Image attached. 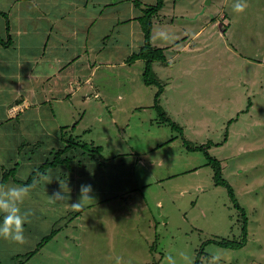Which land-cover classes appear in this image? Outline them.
Instances as JSON below:
<instances>
[{
  "label": "rangeland",
  "instance_id": "obj_1",
  "mask_svg": "<svg viewBox=\"0 0 264 264\" xmlns=\"http://www.w3.org/2000/svg\"><path fill=\"white\" fill-rule=\"evenodd\" d=\"M241 2L247 6L237 13V0H165L154 17L158 22L152 43L165 47L167 54L166 63L153 64L165 84L160 96L165 120L154 106L159 86L143 80L144 60L122 64L125 54L116 52L111 42V51L96 49L95 38L87 42L89 50L81 53L98 63L91 77L100 95L85 99L87 84L81 82L82 89L73 96L75 121H81L72 133L80 143L100 145L101 151L91 150L106 161L102 168L92 163L90 171L84 170L97 174L89 178L93 200L79 210L71 208L58 223L64 227L30 255L50 231L53 211L50 198L24 201L25 243L0 237V264H167L166 256L176 264H194L202 246L210 253L202 257L203 264H264V0ZM106 53L115 59L114 66L106 62ZM6 139L14 142L11 136ZM185 141L204 144L220 160L223 179L248 213L245 245L233 248L209 241L238 238V213L228 188L216 183L203 150H189ZM157 143L162 147L151 152ZM116 150L123 157L136 152L145 163L110 169L107 163L118 156ZM15 152L13 146L5 147L1 161L8 163ZM45 153L26 151L32 169ZM16 160L23 158L18 154ZM59 167L45 169L33 187L38 192L52 188L57 173L63 172ZM177 170L184 173L169 177Z\"/></svg>",
  "mask_w": 264,
  "mask_h": 264
},
{
  "label": "crops",
  "instance_id": "obj_2",
  "mask_svg": "<svg viewBox=\"0 0 264 264\" xmlns=\"http://www.w3.org/2000/svg\"><path fill=\"white\" fill-rule=\"evenodd\" d=\"M155 2L156 0H0V10L7 13L5 15L0 12V37L6 40L10 33L12 39L7 45L0 41V153L8 146H13L16 151V155L13 159L9 158L8 163L0 158V179H3L5 170H15L0 187L27 186L23 181L33 170V162L26 158V151L29 153L38 148L40 152H48L51 147L65 143L61 139L62 134L66 133L68 136V132L76 131L81 120L75 121L73 96L82 89V83L87 84L83 93L85 99L92 98L91 94L99 97L100 88L92 85L91 77L98 63L81 53L89 50L90 44L87 46V42L91 43L95 38L94 41L99 43L96 49L100 51H111V42L116 52L125 54L120 59L121 63L127 62V57L144 40L139 17L144 14V8L148 4ZM153 21L154 24L158 22L156 18ZM111 34L114 36L108 41ZM187 47L190 46L186 45L185 48ZM106 55V62H111L114 66L115 59L109 53ZM10 78L13 81L11 80V89L7 93L5 87L10 84ZM94 89L97 91L91 93ZM33 121H36L35 126L31 124ZM41 121L45 122L43 129L39 130ZM73 121L75 124L71 125ZM63 126L67 128L63 130ZM7 136H11L14 142L10 139L7 141ZM153 147L151 152L160 150L162 145L157 143ZM120 151L115 152L118 156L109 157L107 164L110 169H120L132 161H135V168L138 164L145 163L142 156H136L139 155L136 152H129L128 156L123 157L125 154ZM18 154L23 161L16 160ZM40 158L43 162L44 157ZM98 158L94 160L91 156L84 155L83 167L78 171L60 165L63 174L57 173L52 188L48 192H38L31 185L35 189L29 191L24 201L33 197L38 203L44 197L50 198L49 211H53L49 216L50 224L52 226L57 221L59 223L68 215L71 204L78 201L81 185L90 184L91 176L96 179L97 174L92 175L84 170L90 171L92 163L96 165V169L105 165L106 161L100 156ZM160 158L157 157L158 164L161 163ZM73 164H77V159ZM183 173L184 170H177L169 177ZM60 182L68 184L70 199L53 198L56 192L61 191ZM130 185L135 187V183L130 182Z\"/></svg>",
  "mask_w": 264,
  "mask_h": 264
},
{
  "label": "trees",
  "instance_id": "obj_3",
  "mask_svg": "<svg viewBox=\"0 0 264 264\" xmlns=\"http://www.w3.org/2000/svg\"><path fill=\"white\" fill-rule=\"evenodd\" d=\"M165 0H156L153 4H148L144 8V14L139 17L141 22V27L144 32V40L143 43L139 46V48L135 51H133L128 57L127 62L133 63L134 61L138 59L144 60V71H143V80L146 84H157L159 86L158 91L156 92L155 99H154V106L156 107L157 111L160 114V117L162 120H165V110L163 109L161 103H160V96L164 92L165 84L162 83L160 78L156 75L153 64L154 62H160V63H166L167 61V54L165 52V47H160L152 43V30H153V24H154V17L162 10L164 7ZM1 13H5L4 11L0 10ZM9 28V27H8ZM0 41L7 45L10 44L12 41L10 33L8 34V38L4 40L3 37H0ZM173 128L177 127V129L181 132H183V129L177 126L175 122L168 121ZM67 128V126H63L64 128ZM68 132V131H67ZM64 133V132H63ZM65 143L59 145V146H53L49 149L48 153H46V157H44L43 162L38 165L36 168H34L29 177L23 181V183L27 186L34 185V181L36 178H41L42 173H46L45 169L50 167H56V166H66L70 170H80L83 162L84 155L91 156L94 160L97 159L96 155H94V152L101 151V146L97 145L94 146V143H80L81 139H79V136L75 138L73 136L72 131L68 132V136L65 134H62L61 138ZM185 145L189 150H203L205 156L207 157V163L214 167V179L216 183L225 185L230 193L231 199L233 200V205L237 209L238 213V219L241 226V233L238 238L235 239H217V238H210L209 241L216 242L221 245H224L226 247H241L245 245L248 241V224H249V218L248 213L246 211V208L242 206L235 196L234 190L232 186L227 182V180L223 179L222 173H221V162L218 158L214 157L210 154L208 149L204 146V144L201 145H195V144H188L187 141H185ZM88 147V148H86ZM91 149H98L96 151H92ZM87 150H91L92 152H89ZM73 154H71V153ZM77 159V164H73V161ZM92 159V160H93ZM15 170H5L4 171V177L3 179H0V184L5 182V179H7V176H9L11 173H13ZM40 174V175H39ZM74 217H71L70 220L74 219L78 214H74ZM3 218V213L0 217V220ZM69 222V221H68ZM64 225H59L58 221L54 223L50 227V231L45 234L41 240L36 244V247L27 252V255L36 253L44 244H46L49 240L52 239L54 234H56ZM26 255V254H25ZM210 253L205 252L203 249V246L199 249L198 253L196 254V258L194 261V264H203V256H208Z\"/></svg>",
  "mask_w": 264,
  "mask_h": 264
},
{
  "label": "clouds",
  "instance_id": "obj_4",
  "mask_svg": "<svg viewBox=\"0 0 264 264\" xmlns=\"http://www.w3.org/2000/svg\"><path fill=\"white\" fill-rule=\"evenodd\" d=\"M246 4L241 0H237L233 10L237 13H241L245 10ZM161 36H165V33H161ZM67 187V191L65 188ZM61 191L54 194L55 199H70L71 190L68 184L65 185L60 182ZM28 186H9L7 188L0 187V213H3V221L0 223V237L5 240H11L13 242L23 244L25 243L24 236V224L28 219V214L21 213L20 205L23 204L24 199L29 194ZM93 188L90 184L81 185L80 198L78 202L71 204L72 208L79 210L84 206L85 201L93 200L91 193ZM185 261H189V257L185 254H181ZM214 259H216L214 257ZM167 264H176V261L171 256H166ZM119 264V261L117 262ZM190 264V261H189Z\"/></svg>",
  "mask_w": 264,
  "mask_h": 264
}]
</instances>
